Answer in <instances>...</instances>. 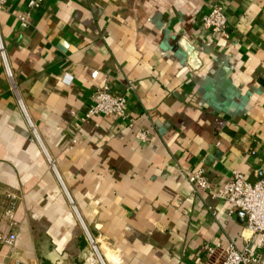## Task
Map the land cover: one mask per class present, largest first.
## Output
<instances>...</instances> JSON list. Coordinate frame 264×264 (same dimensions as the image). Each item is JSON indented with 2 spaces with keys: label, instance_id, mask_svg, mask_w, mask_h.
<instances>
[{
  "label": "crops",
  "instance_id": "0c3cea01",
  "mask_svg": "<svg viewBox=\"0 0 264 264\" xmlns=\"http://www.w3.org/2000/svg\"><path fill=\"white\" fill-rule=\"evenodd\" d=\"M216 2L226 36L201 22ZM25 3L0 9V213L16 194L0 264H101L85 231L104 264H219L206 239L247 244L264 264L244 212L212 195L232 169L248 182L262 173L264 0H42L22 27ZM105 81L133 126L80 119ZM197 165L209 190L181 170Z\"/></svg>",
  "mask_w": 264,
  "mask_h": 264
},
{
  "label": "built area",
  "instance_id": "2783aa9c",
  "mask_svg": "<svg viewBox=\"0 0 264 264\" xmlns=\"http://www.w3.org/2000/svg\"><path fill=\"white\" fill-rule=\"evenodd\" d=\"M6 0H0V9L3 7ZM42 0H26V8L15 12L19 26H26L28 23V16L30 10L40 5ZM203 27L220 35L226 36V17L219 3H213L209 10L201 17ZM0 57L3 62L5 72L9 75V69L4 58L3 45L0 39ZM131 88L130 80L126 81L125 89ZM125 95L122 92L112 93L109 90L107 81L96 87L90 94V101L81 114L80 119L84 120L91 115H109L120 118H126L127 125L133 126L131 118L127 117L124 111ZM20 106L22 107L20 101ZM134 136L138 139L144 140L147 132L144 128L135 127L133 130ZM262 173L253 182H248L242 173L236 169H232L228 180L223 182L215 195L227 202V211L230 213L235 209H239L245 214V229L250 235H254L259 244L264 247V148L262 152ZM188 182L198 189L209 190V181L207 179L205 169L200 166L190 168H181ZM16 194L13 191H6L4 193V204L0 216L4 219L7 225L14 223L13 213ZM73 207V205H72ZM210 207V206H208ZM74 208V207H73ZM90 247L94 252L95 258L104 264L102 258L97 252L96 245L92 241L90 235L85 231ZM249 235V236H250ZM15 238L13 232L0 231V241L7 245H11ZM207 253H212L218 247L221 248V259L219 264H260L261 257L251 252L246 245L241 248L235 247L232 243H227L220 246L217 241L206 239L202 245ZM11 264H25L19 260H14Z\"/></svg>",
  "mask_w": 264,
  "mask_h": 264
},
{
  "label": "water",
  "instance_id": "95a60500",
  "mask_svg": "<svg viewBox=\"0 0 264 264\" xmlns=\"http://www.w3.org/2000/svg\"><path fill=\"white\" fill-rule=\"evenodd\" d=\"M178 43L187 53V63L193 68L198 66L200 63V59L197 55V49L187 39L183 37H180L178 39Z\"/></svg>",
  "mask_w": 264,
  "mask_h": 264
},
{
  "label": "rangeland",
  "instance_id": "374dc122",
  "mask_svg": "<svg viewBox=\"0 0 264 264\" xmlns=\"http://www.w3.org/2000/svg\"><path fill=\"white\" fill-rule=\"evenodd\" d=\"M91 251H92V249H91ZM93 252V251H92ZM94 257H95V255H94Z\"/></svg>",
  "mask_w": 264,
  "mask_h": 264
}]
</instances>
